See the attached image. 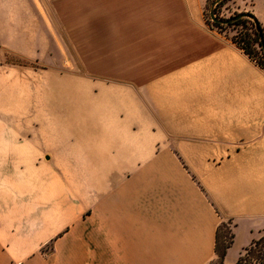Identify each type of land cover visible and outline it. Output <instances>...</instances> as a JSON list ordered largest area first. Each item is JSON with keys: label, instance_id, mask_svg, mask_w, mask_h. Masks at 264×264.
Here are the masks:
<instances>
[{"label": "crops", "instance_id": "crops-1", "mask_svg": "<svg viewBox=\"0 0 264 264\" xmlns=\"http://www.w3.org/2000/svg\"><path fill=\"white\" fill-rule=\"evenodd\" d=\"M206 1L0 0V264H210L232 220L230 264L264 232V68Z\"/></svg>", "mask_w": 264, "mask_h": 264}, {"label": "trees", "instance_id": "trees-1", "mask_svg": "<svg viewBox=\"0 0 264 264\" xmlns=\"http://www.w3.org/2000/svg\"><path fill=\"white\" fill-rule=\"evenodd\" d=\"M222 1L226 2L227 0ZM246 13L248 16L241 17L230 23H224L222 21H214L213 23L219 27H242L238 30L236 35L231 37L232 40L242 48L251 59L264 68V27L253 13ZM223 225L224 222L218 226L216 231V254L219 258L218 264H224L227 251L234 242L233 232L231 233L230 238L222 239L223 237H226L223 234ZM48 247L50 249L52 248V245H49ZM236 264H264V232L259 237L254 238L243 249Z\"/></svg>", "mask_w": 264, "mask_h": 264}, {"label": "rangeland", "instance_id": "rangeland-1", "mask_svg": "<svg viewBox=\"0 0 264 264\" xmlns=\"http://www.w3.org/2000/svg\"><path fill=\"white\" fill-rule=\"evenodd\" d=\"M212 8H214L215 16L221 20L229 19L235 16L236 14H240L243 12H238L237 10H235V7H233L232 3L229 2L228 0L226 2H223L222 0L219 2H217V0H207L204 6V18L213 29H216L217 31L224 33L230 37H232L233 35H236L238 33V30H240V28L242 27H239V26L238 27H234V26L219 27V26L214 25L213 23L214 21L211 18ZM54 29H55L56 37L54 38L53 48L50 52L51 55L48 56L47 59L45 58L43 61L45 63L55 64L58 66L60 70H64V71L79 70V61L76 58L75 52L73 51V49L70 48V46L65 40L67 39L65 33L60 35L57 28L54 27ZM7 61L10 63H14V64H22V65L30 64V62L27 61L26 59H23L13 54H8ZM44 66H46L44 65V63H40L38 60H34L35 70H39V72H41L42 71L41 69ZM41 73L42 74L34 75V82L36 81L46 82L47 81L46 79L47 76L44 75L43 72ZM85 77H88L90 79H95L98 76L86 75ZM66 83H70V82L67 81ZM39 93L41 95L44 93V91H39ZM232 232H233V221L232 220L224 221L223 234L226 237H223L222 239L224 240V238H230V235ZM48 249L49 247L45 248L44 251H47ZM238 252L240 253L243 252V249L242 250L236 249L234 251V254H237ZM236 261L231 262L230 264H236ZM218 262H219V258L217 256L216 259L212 261L210 264H218Z\"/></svg>", "mask_w": 264, "mask_h": 264}, {"label": "water", "instance_id": "water-1", "mask_svg": "<svg viewBox=\"0 0 264 264\" xmlns=\"http://www.w3.org/2000/svg\"><path fill=\"white\" fill-rule=\"evenodd\" d=\"M219 1H221V0H217V2H219ZM245 16H248V14L246 12H243V13H240V14L232 17V18H229V19H226V20H221V19H219V18H217L215 16L214 8L211 9V18H212L213 21H222L224 23H230V22H233V21H235V20H237V19H239L241 17H245Z\"/></svg>", "mask_w": 264, "mask_h": 264}]
</instances>
